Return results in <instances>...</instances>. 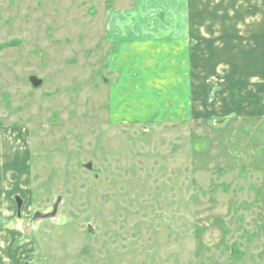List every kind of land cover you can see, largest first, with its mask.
<instances>
[{
	"label": "rangeland",
	"instance_id": "rangeland-1",
	"mask_svg": "<svg viewBox=\"0 0 264 264\" xmlns=\"http://www.w3.org/2000/svg\"><path fill=\"white\" fill-rule=\"evenodd\" d=\"M137 1L0 0V139L19 186L2 224L27 264H264L252 159L210 151L203 171L217 124L110 109L105 14ZM217 136L235 148L230 128Z\"/></svg>",
	"mask_w": 264,
	"mask_h": 264
},
{
	"label": "crops",
	"instance_id": "crops-1",
	"mask_svg": "<svg viewBox=\"0 0 264 264\" xmlns=\"http://www.w3.org/2000/svg\"><path fill=\"white\" fill-rule=\"evenodd\" d=\"M105 39L114 49L109 73L120 75L109 90L110 109L132 111L134 118L158 113L163 123L230 128L235 148L228 149V141L218 144V130L206 140L203 171L207 152H223L236 166L247 156L252 161L241 179L256 191L249 202L264 199V0H138L106 12ZM9 140L5 133L0 139V264H24L29 247L2 224L14 221L12 197L19 188L16 147Z\"/></svg>",
	"mask_w": 264,
	"mask_h": 264
},
{
	"label": "flooded vegetation",
	"instance_id": "flooded-vegetation-1",
	"mask_svg": "<svg viewBox=\"0 0 264 264\" xmlns=\"http://www.w3.org/2000/svg\"><path fill=\"white\" fill-rule=\"evenodd\" d=\"M217 124H218V123H217ZM215 125H216V124H215ZM18 204H19V207H18ZM16 205H17V208H16V209L19 210V209H20V202H17V201H16ZM24 264H27V263L24 262Z\"/></svg>",
	"mask_w": 264,
	"mask_h": 264
},
{
	"label": "water",
	"instance_id": "water-1",
	"mask_svg": "<svg viewBox=\"0 0 264 264\" xmlns=\"http://www.w3.org/2000/svg\"><path fill=\"white\" fill-rule=\"evenodd\" d=\"M32 80V79H31ZM33 81V80H32ZM18 207H19V204H18Z\"/></svg>",
	"mask_w": 264,
	"mask_h": 264
}]
</instances>
